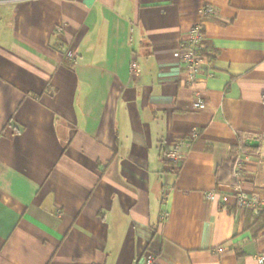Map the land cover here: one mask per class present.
Instances as JSON below:
<instances>
[{
	"label": "crops",
	"instance_id": "0c3cea01",
	"mask_svg": "<svg viewBox=\"0 0 264 264\" xmlns=\"http://www.w3.org/2000/svg\"><path fill=\"white\" fill-rule=\"evenodd\" d=\"M263 135L264 0H0V264H259Z\"/></svg>",
	"mask_w": 264,
	"mask_h": 264
},
{
	"label": "built area",
	"instance_id": "2783aa9c",
	"mask_svg": "<svg viewBox=\"0 0 264 264\" xmlns=\"http://www.w3.org/2000/svg\"><path fill=\"white\" fill-rule=\"evenodd\" d=\"M214 14V9L211 6H204L201 8V10L198 13L197 21L192 25L189 31V37L188 39L182 43L179 52H178V59L180 61L181 67L184 70V73L186 75V79L188 82H192L194 80V77L199 69V65L201 63V57L199 56V53L203 49L204 45V36L202 33V27L204 20ZM204 103L201 100H197L195 103L196 109L203 108ZM264 136V135H263ZM181 141H178L175 148L164 155V158L166 161H175L178 162V160L181 159L180 155V144ZM223 202L226 201L225 198L222 199ZM235 202L238 208L242 210L247 209H255L256 206L251 201L250 198H248L242 191L238 190L235 193ZM259 264H264V257L259 256L257 258ZM147 264H151V259L147 260Z\"/></svg>",
	"mask_w": 264,
	"mask_h": 264
},
{
	"label": "trees",
	"instance_id": "16d2710c",
	"mask_svg": "<svg viewBox=\"0 0 264 264\" xmlns=\"http://www.w3.org/2000/svg\"><path fill=\"white\" fill-rule=\"evenodd\" d=\"M213 54V50L207 44H204L202 51L199 53V56L201 58L205 57L209 61H211L213 58ZM237 148L238 150L242 151L241 144H238ZM236 158L237 157L233 152L229 160L231 168H233ZM244 229L250 231L253 237H257L259 234L264 233V210L260 211L259 213H247L244 223Z\"/></svg>",
	"mask_w": 264,
	"mask_h": 264
}]
</instances>
